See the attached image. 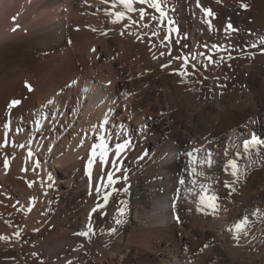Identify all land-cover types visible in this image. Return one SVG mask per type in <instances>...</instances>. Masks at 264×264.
I'll use <instances>...</instances> for the list:
<instances>
[{"label": "bare ground", "instance_id": "bare-ground-1", "mask_svg": "<svg viewBox=\"0 0 264 264\" xmlns=\"http://www.w3.org/2000/svg\"><path fill=\"white\" fill-rule=\"evenodd\" d=\"M134 7L0 0V264H264V0Z\"/></svg>", "mask_w": 264, "mask_h": 264}, {"label": "snow or ice", "instance_id": "snow-or-ice-1", "mask_svg": "<svg viewBox=\"0 0 264 264\" xmlns=\"http://www.w3.org/2000/svg\"><path fill=\"white\" fill-rule=\"evenodd\" d=\"M119 4L123 7L124 11H119V12H115V13H108L109 15H113L115 17V19L112 20V23H119L121 20H124L126 18V14L127 13H132V12H139V16L140 19L143 20L145 15H146V11L145 8L140 7V8H136L134 7L135 4H141V5H147L148 8L150 9H154L156 12L159 13V16L161 18V20H163V18L166 17V13L163 10L162 7V0H112V7H116V5ZM241 8H244L245 10L248 8L247 4L241 3L240 4ZM207 12L208 15H211V11L210 10H205ZM127 19H131L130 16L127 17ZM152 19H157L155 16L152 17ZM133 23H135V21H133ZM173 22L169 20V25H171ZM211 27V25H210ZM227 29H232V31H236V29L233 28V26L229 23L227 25ZM13 31H15V29H13ZM172 31H176V29L173 28H169V33H171ZM153 35H158V33L154 32ZM164 39H169L168 36H165ZM179 41H177L178 43ZM261 44H264V38H261L260 40ZM216 47V46H214ZM252 47H256L255 44L252 45ZM95 49H93L94 51ZM179 58V57H178ZM210 62H212V58L209 57L208 58ZM185 63H187V60L185 58ZM167 66V65H165ZM110 83V82H109ZM26 87H28L29 91H31V86L26 84ZM20 103L19 100H13L11 101V103L9 104V108L14 107L16 105H18ZM105 124H107V120H105L104 122ZM5 127L7 128L8 125L6 124ZM104 125H100V129H103ZM98 139V143H93L90 149V156L87 162V168H86V174L89 176V181L91 182V175H92V168H93V164L95 162V160L98 158L101 165H106L109 161V155H110V148H109V139L110 136H106L105 134H103V132H101V134L97 137ZM260 145H264V139H260L258 137H256L255 135H253L250 139H246L243 142V149L244 152L247 153L250 149V147H256V146H260ZM5 146L6 143H5ZM21 147H23V145H21ZM128 147V142L125 141L124 143H118L115 146V156L119 157L120 154L122 152L125 151V149ZM189 156L192 155V153H187ZM29 155H31V153H29ZM239 155V153L237 154ZM111 163L113 164V166H116L117 164V160H112ZM207 163L209 164V166L211 165V161H207ZM38 166V165H37ZM4 167L7 168L8 167V160L5 159L4 161ZM226 167H230L231 168V175L232 177L235 178V180L233 181V183H235L237 180H239L240 177V169L239 166L237 164V160L236 159H230L228 160V164ZM116 171H120L119 167H116L115 169ZM126 178V177H125ZM49 180L52 179L51 176L48 177ZM107 182L108 184H114L115 180L113 178V173L112 172H108L107 173ZM180 184H184L185 181L183 178H181L179 180ZM52 185H49V187H51ZM226 187H229V185L225 184ZM233 191H235V189H232ZM97 191H99V189H97ZM108 195H105L103 197L104 203L103 204H97V206L95 208L92 209V212H96L98 209L103 208L107 202H108ZM218 200V197L216 195H212V196H201L200 197V203L201 205H204L208 208L213 209L214 211L218 209V204L216 203V201ZM119 213L121 216L124 215L125 213V209L124 208H120ZM116 224H120L122 223L121 219H116ZM247 223V217L244 218L243 221H241L240 223H237L235 225V230L237 232L243 231L245 224ZM92 231V229L89 227L88 230L86 231H81L79 233H77V235L82 236V237H89V233ZM116 229H112V232H115ZM18 235V233H17ZM3 237H0V239H2ZM69 264H71V262H69Z\"/></svg>", "mask_w": 264, "mask_h": 264}]
</instances>
